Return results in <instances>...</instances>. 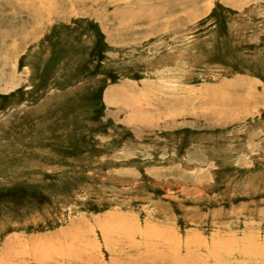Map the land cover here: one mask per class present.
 <instances>
[{"label": "rangeland", "instance_id": "rangeland-1", "mask_svg": "<svg viewBox=\"0 0 264 264\" xmlns=\"http://www.w3.org/2000/svg\"><path fill=\"white\" fill-rule=\"evenodd\" d=\"M0 264H264V0H0Z\"/></svg>", "mask_w": 264, "mask_h": 264}]
</instances>
